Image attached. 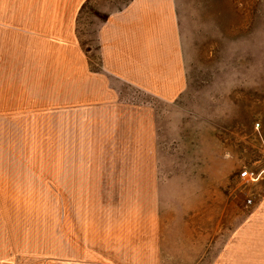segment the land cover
Segmentation results:
<instances>
[{"label": "rangeland", "instance_id": "rangeland-1", "mask_svg": "<svg viewBox=\"0 0 264 264\" xmlns=\"http://www.w3.org/2000/svg\"><path fill=\"white\" fill-rule=\"evenodd\" d=\"M129 2L0 0V24L4 21L29 38L33 30L27 17L33 13L20 14L17 6L58 4L63 7L58 15L63 39L79 9L77 42L84 52L90 50L95 66L98 23ZM178 10L187 70L183 93L163 102L121 85L118 97L122 115L131 111L152 121L153 168L146 157L136 158L138 168H130L132 157L125 156L115 158L121 168H68L85 181L75 180L65 189L53 179L65 168H12L19 145L10 142L12 154L5 155L6 125L0 119V198L11 200L0 204V216L3 211L11 221L17 213L35 218V238H41V244L34 241V252L15 254L11 264H146L153 235L165 245L162 259L171 263L185 256L187 264H194L189 260H199L200 251L210 259V248L218 251L225 245L249 198L240 172L264 167V140L259 137L264 121V0H180ZM9 127L17 131L16 125ZM51 221L58 235L55 247ZM10 239L16 245L17 238ZM30 240L27 235L25 241Z\"/></svg>", "mask_w": 264, "mask_h": 264}, {"label": "crops", "instance_id": "crops-1", "mask_svg": "<svg viewBox=\"0 0 264 264\" xmlns=\"http://www.w3.org/2000/svg\"><path fill=\"white\" fill-rule=\"evenodd\" d=\"M179 4L180 0H130L123 9L108 13L98 23L99 62L95 66L90 50L84 52L77 42L75 17L79 9L62 39L58 20L62 6H17L20 14L33 13L27 17L33 34L27 38L14 32L12 25L0 24V119L6 125L2 136L7 142L5 155L12 154L10 142L17 140L19 145L17 165L12 168H65L60 177L53 175L54 182L59 181L65 189L75 180L85 181L68 168H121L115 158L122 156L133 158L130 168H138V157L149 158L145 163L153 168L152 121L136 112L122 115L118 97L121 85L163 102L176 100L185 90ZM11 125H16L17 131H10ZM259 137L264 140V121ZM138 142L146 147L140 148ZM44 144L47 149L42 148ZM28 149L33 152L27 153ZM243 170L255 177L239 176L249 198L226 235L225 245L218 251L210 248V259L200 251L199 260L193 256L189 262L264 264V167ZM5 199L0 198V204L10 203V197ZM6 215L2 211L0 216V264L15 262V254L34 252V241L41 244V238H35V218L17 213L11 221ZM52 230L51 246L55 247L58 235L54 223ZM11 235L17 238L16 245ZM27 235L33 240L26 242ZM148 243L151 259L148 257L146 264H187L185 256L174 263L162 259L165 245L158 237L151 236Z\"/></svg>", "mask_w": 264, "mask_h": 264}, {"label": "built area", "instance_id": "built-area-1", "mask_svg": "<svg viewBox=\"0 0 264 264\" xmlns=\"http://www.w3.org/2000/svg\"><path fill=\"white\" fill-rule=\"evenodd\" d=\"M239 176L241 178H248V179H251V178L255 177L253 173H249L246 170H243L242 172H240Z\"/></svg>", "mask_w": 264, "mask_h": 264}]
</instances>
